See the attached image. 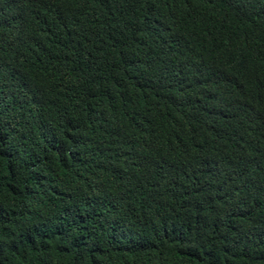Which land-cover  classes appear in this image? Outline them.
<instances>
[{
	"label": "trees",
	"instance_id": "16d2710c",
	"mask_svg": "<svg viewBox=\"0 0 264 264\" xmlns=\"http://www.w3.org/2000/svg\"><path fill=\"white\" fill-rule=\"evenodd\" d=\"M0 264H264V0H0Z\"/></svg>",
	"mask_w": 264,
	"mask_h": 264
}]
</instances>
